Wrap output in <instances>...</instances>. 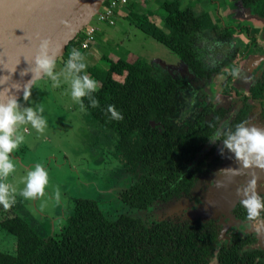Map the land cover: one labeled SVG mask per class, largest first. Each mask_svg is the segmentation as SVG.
<instances>
[{"label": "flooded vegetation", "instance_id": "af4514ba", "mask_svg": "<svg viewBox=\"0 0 264 264\" xmlns=\"http://www.w3.org/2000/svg\"><path fill=\"white\" fill-rule=\"evenodd\" d=\"M241 4L249 17L237 21L209 18L213 28L190 35L197 65L178 57L182 66L175 71L157 62L152 54L148 57L132 54L130 59L121 56L118 49L123 46L125 36L112 29L108 38L112 43L103 46L98 59L86 60L84 71L97 81L98 88L103 86L100 74L107 72L112 63L124 60L141 61L149 67L154 79L172 81L174 89L169 82L167 100L161 106H139L137 119L141 123L136 124H124L122 119L110 116L101 123L93 117L92 109L81 110L79 104L72 103L70 108L80 111L82 122L89 127L85 137L91 138L86 141L101 140L99 149L87 151L100 160L102 168L104 164L106 170L118 177L111 181H107L108 175L100 177L101 186H97L100 199L74 197L71 205L58 214L57 226L55 217L39 219L33 215V225L26 215L2 205L0 223L19 217L40 238H60L77 202L88 200L112 231L122 230L123 224L138 223L144 229L143 235L149 231L160 233L147 234L142 241L133 236V250L116 254L119 259L127 257L125 264H264V211L260 217L248 219L240 199L226 209H220L217 202L209 203L213 171L228 153L227 149L221 153V141L213 142L210 136L217 128L234 126L242 120L250 124L264 122V1L261 11L254 5ZM163 30L168 32L166 28ZM97 31L86 49L93 44L97 46ZM69 52L68 46L57 59L63 66ZM233 69L237 70L235 75ZM108 77L105 81L122 84L126 81V70L110 71ZM82 171L91 174L92 177L86 175L89 179L98 175L89 166ZM252 177L257 178V191L264 196L263 179L256 174L236 178V188ZM28 200L32 206L33 199ZM29 209L23 207L27 214ZM34 220L38 225L49 223V233L36 230H42L43 223L37 226ZM0 230L6 234L0 231V250L14 253L15 236L1 224ZM6 241L13 243V252L3 245Z\"/></svg>", "mask_w": 264, "mask_h": 264}, {"label": "trees", "instance_id": "16d2710c", "mask_svg": "<svg viewBox=\"0 0 264 264\" xmlns=\"http://www.w3.org/2000/svg\"><path fill=\"white\" fill-rule=\"evenodd\" d=\"M240 1L244 5H254L261 11L264 0ZM161 8L164 13V28L168 32L143 16L135 17L136 25L154 40L171 49L182 61L196 66L197 62L193 60L190 46V35L213 28L208 15H195L189 7L180 8L177 0H164ZM122 69L126 70L124 83L105 81L109 78L110 71L119 73ZM100 77L103 86H99L93 93L98 105L91 107L87 97L81 99L85 107L92 109L93 117L101 123L104 119H109L107 107L110 104L123 111L122 123H141L137 119V108L154 104L161 106L167 100V84L172 82L154 79L149 67L141 61L129 63L119 60L112 63L109 70L101 73ZM171 84L174 89V83ZM138 101L141 104H137ZM106 113L108 117L104 116ZM131 117L133 119H129ZM103 220L101 212L91 201L80 200L68 218L60 238L42 239L21 218H7L0 224L15 236V251L8 253L0 250V264H125L127 257L119 259L116 254L133 250V236H139L142 241L147 234L160 235L157 231H149L143 235L144 229L141 230L138 223L123 224L122 230L112 231L110 225H106Z\"/></svg>", "mask_w": 264, "mask_h": 264}, {"label": "rangeland", "instance_id": "374dc122", "mask_svg": "<svg viewBox=\"0 0 264 264\" xmlns=\"http://www.w3.org/2000/svg\"><path fill=\"white\" fill-rule=\"evenodd\" d=\"M90 22L98 24L99 27L106 25L112 28V26L105 23H97L95 16L91 18ZM117 30L119 31L118 28ZM121 30L124 35L128 36L123 42V46L125 45L126 49L129 50L131 48L137 54L148 57L151 51L150 46L154 48L153 44H157L158 47L154 52H151L155 56V59L166 64H173L170 60L172 56L176 59L174 53L156 40L155 42L147 34L144 36L147 40H152L153 43L143 42L140 30H134L132 33H129L128 29L124 30L121 28ZM80 32L66 47H72L77 44ZM78 50L84 49L78 48ZM55 62L54 70L60 71L63 65L57 60ZM61 80L62 83L58 87H53L51 81L46 76H43L35 80L30 87L31 95L29 101L32 102L33 106L39 104L43 107L44 111L42 115H44L47 121V126L43 132H37L31 127L30 123L19 127L18 131L24 136V141L9 154L10 157L14 158L15 168L8 177L4 178L5 182L10 183L19 191L23 187V178L26 175L28 166L31 168L35 163L40 162L47 168L48 184L45 185L43 194L33 198L31 202L32 206L28 204L29 200L19 196L18 192L16 202L11 206L22 216L26 215L33 225L32 217L34 215L37 218L39 217V219L45 216L55 217L54 222L55 226H57L58 219H60L58 214L71 205L74 197L87 196L92 199H100L97 194V186H101L99 181H102L100 177L108 175L107 181L118 177L116 173L110 172L108 168L106 170L104 164L102 168L100 160L98 158L97 160L94 159L88 152L93 149H99L101 140L90 141L91 143L86 141V138L89 140L91 138L85 137L86 134L88 135L89 127L82 122L81 112L70 108L71 104L74 103L69 94L70 87L66 81H63V77H61ZM18 101L21 104L28 103V101L22 100L21 96L18 98ZM92 140L94 139L92 138ZM24 145L26 147H23ZM86 166H89L90 170L96 169L98 175L89 179L88 177H92L91 174H86L87 177L82 171ZM104 187L105 185L103 184V189ZM57 190L59 191V195H57ZM48 201H50V205L47 204ZM24 206L30 208L29 214L23 210ZM35 222L37 226H41L43 223L42 230L35 228L36 230L43 231L41 233H49V223L42 222L38 225V221ZM1 232L2 235L6 236L3 231ZM3 245L10 252H13L14 247L12 242L6 241Z\"/></svg>", "mask_w": 264, "mask_h": 264}, {"label": "clouds", "instance_id": "9594fccd", "mask_svg": "<svg viewBox=\"0 0 264 264\" xmlns=\"http://www.w3.org/2000/svg\"><path fill=\"white\" fill-rule=\"evenodd\" d=\"M36 38L38 43L35 46L31 67L28 71L31 72V78L25 82L21 93L22 100L28 103L21 104L15 94L5 93L4 98L0 99V205L5 209L16 202L17 192L25 199H33L43 194L45 185L48 184L47 168L40 162L27 170L23 178V187L19 191L4 179L15 168L14 158L9 154L24 141V136L18 131L19 127L30 123L37 132H43L47 126V121L42 115L43 107L39 104L33 106L29 101L30 82L46 76L53 87H58L63 77V81L69 84L71 99L79 104L81 110L85 108L81 97H87L91 107L98 105V100L93 95L98 88L97 81L84 71L87 67L85 55L73 48L63 68L55 71V49L51 47L50 38L40 36L38 33ZM236 72L237 70L233 69V75ZM107 111L112 119H123L122 112L114 105H108ZM210 139L213 142L221 141L219 151L223 153L227 149L236 160L242 161L244 166L254 161L257 167L264 168V128L242 120L234 126L217 128ZM233 174L239 173L234 170ZM256 186L257 178L252 177L244 185L236 188V194L240 197L239 202L245 209L248 219L260 217L264 211V196L258 193ZM57 195H59L58 190ZM214 260L215 257H213Z\"/></svg>", "mask_w": 264, "mask_h": 264}, {"label": "water", "instance_id": "95a60500", "mask_svg": "<svg viewBox=\"0 0 264 264\" xmlns=\"http://www.w3.org/2000/svg\"><path fill=\"white\" fill-rule=\"evenodd\" d=\"M102 1L0 0V99L5 93L15 94L17 99L21 96L23 85L31 78L28 71L38 43L37 33L50 38L57 60L65 53L68 43L90 22ZM236 5L241 9V17L247 19L249 12L241 1L236 0ZM33 83L30 82V87ZM251 124L264 128V122ZM234 170L239 174L234 175ZM242 174L247 177L256 174L263 179L264 189V168L257 167L254 161L244 166L228 152L213 171L209 203L217 202L220 209H226L239 200L234 182Z\"/></svg>", "mask_w": 264, "mask_h": 264}, {"label": "crops", "instance_id": "0c3cea01", "mask_svg": "<svg viewBox=\"0 0 264 264\" xmlns=\"http://www.w3.org/2000/svg\"><path fill=\"white\" fill-rule=\"evenodd\" d=\"M164 0H128V2L124 5H120L116 10V21L115 24L110 28L109 26H101L97 25V46H91L90 49H86L81 51L84 55L86 60H91V58L98 59V55L100 57L101 53L104 51L103 46H108L112 42L110 41L109 35L112 29H119L118 32L124 34L121 30L128 29L129 33H132L134 30H140L142 35V40L145 43L152 44V40H147L144 35V32L136 25L135 17L143 16L148 21L154 23L155 25L164 29V13L161 8V5ZM179 3L180 8L189 7L195 15H201L203 13L207 14L211 20H216L219 18H225L228 20H242L241 17V9L237 7L236 0H177ZM246 19V18H245ZM218 21V20H217ZM99 23V22H97ZM101 23V22H100ZM123 23V25H122ZM104 24V23H103ZM117 26V28H116ZM127 38V35H124ZM125 40V39H124ZM155 41V40H154ZM156 42V41H155ZM154 48L150 46V53L154 52L155 49L158 47L157 44H153ZM130 48V47H129ZM120 55L125 57L126 59H130V56L137 54L133 49H126L125 46L120 47L119 49ZM174 53L173 51H171ZM175 54V53H174ZM176 55V54H175ZM111 57H114L110 55ZM141 56V55H140ZM155 58V56H153ZM174 64H166L161 61V64L164 66H170L172 71L177 70L181 65L179 62V58L176 55V59H170ZM160 63V60H156ZM180 63V64H179ZM27 145V144H26Z\"/></svg>", "mask_w": 264, "mask_h": 264}, {"label": "built area", "instance_id": "2783aa9c", "mask_svg": "<svg viewBox=\"0 0 264 264\" xmlns=\"http://www.w3.org/2000/svg\"><path fill=\"white\" fill-rule=\"evenodd\" d=\"M128 0H108L107 5L103 10L95 17L96 22L105 23L107 25H112L116 19V10L119 5L126 4ZM97 25L95 23H89L86 25L80 32V39L77 41L76 45H73V48L86 49L89 47L91 42L94 40L95 32L97 31ZM70 50V51H71Z\"/></svg>", "mask_w": 264, "mask_h": 264}, {"label": "bare ground", "instance_id": "6f19581e", "mask_svg": "<svg viewBox=\"0 0 264 264\" xmlns=\"http://www.w3.org/2000/svg\"><path fill=\"white\" fill-rule=\"evenodd\" d=\"M107 2H108V0H103L102 3H101V5H100V7H99V9H98V11L93 16L96 17L103 10V8L107 5Z\"/></svg>", "mask_w": 264, "mask_h": 264}]
</instances>
